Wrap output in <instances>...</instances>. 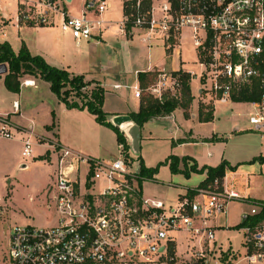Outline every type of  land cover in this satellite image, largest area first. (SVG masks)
<instances>
[{
  "label": "built area",
  "instance_id": "1",
  "mask_svg": "<svg viewBox=\"0 0 264 264\" xmlns=\"http://www.w3.org/2000/svg\"><path fill=\"white\" fill-rule=\"evenodd\" d=\"M1 0L0 33L7 26L60 28L79 45L104 41L115 28L133 38L142 34L148 46L165 44L168 52L181 47L183 33L192 39L200 72L160 70L147 87L127 85L135 96L144 93L163 100L166 94H181L180 72L202 84L198 93L218 100H235L244 91L256 99L251 118L257 130L264 129V0H119L121 17L110 20L105 14L114 0ZM160 41V42H158ZM25 85L33 86L27 80ZM120 84L115 85L116 88ZM19 109V102H14ZM121 128V127H120ZM15 125L0 114V137L13 139ZM119 142V155L104 160L83 154L54 141V178L49 190L55 207L53 224H15L9 231L7 264H178L176 233H187L193 256H205L216 242L215 220L226 216L231 201L245 198L231 178H215L180 197L176 205L145 196L140 161L134 164L130 135ZM22 157H33L35 141L22 139ZM40 142V141H39ZM135 154V152H134ZM189 192V191H188ZM252 202L242 220L260 212ZM246 253L227 264H264V221L245 226ZM191 244V245H190ZM234 257V256H233ZM232 259V258H231Z\"/></svg>",
  "mask_w": 264,
  "mask_h": 264
},
{
  "label": "rangeland",
  "instance_id": "2",
  "mask_svg": "<svg viewBox=\"0 0 264 264\" xmlns=\"http://www.w3.org/2000/svg\"><path fill=\"white\" fill-rule=\"evenodd\" d=\"M70 10L73 13L79 12L80 0H75ZM121 12L119 0H114L112 9L105 14V17L117 21L121 17ZM5 33L6 37L0 33V43L7 40L17 53L23 41L27 44L42 45L46 38L49 40L58 34L57 28L37 30V28L27 27L21 29L19 34L13 26H7ZM142 37V34H136L133 38H127L118 34L114 28L104 34V41L98 43L90 40L88 49L97 64L100 61L111 62L126 72L127 79L134 84L136 78L130 70L134 72L135 69L147 68L149 62L153 66H168L166 59H170L165 57V44L159 43L149 47ZM70 42L72 44L73 41ZM74 43L75 41L71 46L72 49L76 47ZM180 43L181 56L185 61L184 66L200 72L201 68L194 62L196 53L188 31L183 33ZM173 57L174 61L169 65L178 66L177 62L180 57L177 54ZM20 80L21 90L22 86H27L25 85L27 80L34 81L33 87H37V84L44 79L39 74L24 72ZM123 81L120 80L121 84H125L122 83ZM201 82L197 77L192 82L196 93L202 86ZM95 87L96 85H88L82 90L90 93ZM107 90L104 105L106 109L112 110L121 103L136 107L139 103L130 89L113 90L107 87ZM210 96L204 93L200 98L195 97L194 108L191 106L189 116L178 108L173 119L150 120L145 123L141 130L140 152L134 154L133 149L130 151L131 156L134 157V164L137 165V160H143L147 167H157L172 153L195 156L200 161H215L223 157L232 164L238 165L239 181L236 188L241 194L264 200V160L261 158V156L264 158V129L259 131L254 126L251 118L252 106L246 100L226 99L215 103ZM14 98L21 100V113L14 110ZM75 99L77 100V97ZM202 103L215 106L212 121H200L198 112ZM0 110L11 113L13 121L24 127L22 128L24 131H21L15 126L13 139L0 138V264H7L9 231L13 225L34 224L46 227L55 222L56 210L49 199L51 197L49 190L54 178V156L52 150L41 155L45 146L40 142H45L46 136H41L39 142V134L45 132V124L55 122L59 134L56 138L62 144L83 154L104 160H111L119 155V142L112 128L100 124L89 113L70 110L64 108L61 102L56 103L48 84H43L37 93L26 92L23 97H19L17 92L7 88L5 76L0 75ZM193 114L196 116L193 117ZM8 117L11 119L10 116ZM30 124L33 125L32 129L29 128ZM119 129L121 130L120 127ZM190 131L196 138L211 139L214 136V139L184 145L178 144L189 138V135H186L184 139H179L185 135V132ZM22 133L25 137L31 135L35 141L34 157L21 159ZM178 157L182 159L190 156ZM254 158L258 160L252 163ZM188 162L189 165L192 164ZM22 164L26 166L22 167ZM183 166L180 160V167L183 168ZM235 171L227 170L225 174L231 177V183L234 180ZM199 174L201 173L193 172L191 177L187 178L183 173H172L167 164H161L156 180L143 179L142 192L145 196H156L167 205L174 206L185 191L181 184L197 183L200 178ZM187 195L191 194L187 192ZM258 201L260 200L246 201V198H243L230 202L225 216L227 222L224 216H219L224 226L216 229L217 242L213 249L206 250L204 257L193 256L195 249L192 250L187 246V233L177 232L178 264H227L236 258L235 252L238 257H243L246 253L245 232L242 228L235 226L242 221V215L249 212L252 202ZM240 264H246V262L243 261Z\"/></svg>",
  "mask_w": 264,
  "mask_h": 264
},
{
  "label": "trees",
  "instance_id": "3",
  "mask_svg": "<svg viewBox=\"0 0 264 264\" xmlns=\"http://www.w3.org/2000/svg\"><path fill=\"white\" fill-rule=\"evenodd\" d=\"M0 64L7 65L8 70L5 74V84L9 90L17 93L20 92V79L24 72L39 74L50 84L51 91L67 108L89 111L95 116L96 121L115 131L118 142H126L124 133L108 119V113L103 109L106 90L101 85L97 84L90 93L83 92L82 89L92 83L86 81L84 75L72 74L67 69L50 65L43 56L32 54L24 41L18 53L14 51L8 41L0 43ZM157 74L156 72L140 73L142 87H147L148 83L155 82ZM180 76L182 80V89L178 97L166 94L163 100H159L148 93H144L138 111L130 113L133 122L142 127L151 119L171 115L177 108H182L184 114L189 116L190 108L194 100L190 85L191 79L190 75L186 72H180ZM75 97H77V100ZM256 98L257 97L249 94L248 91H244L242 95L236 97L235 100H251ZM214 110V105L202 103L198 112L200 121H212L214 119ZM55 126V122H53V124L47 128L51 130ZM213 139L214 136L210 140ZM261 158L264 160L262 156ZM180 160L183 162V168L180 167ZM257 160L258 158H254L251 162L253 163ZM188 161L192 162V164L189 165ZM140 162V174L145 179H153L158 173L161 164L169 165L172 173H183L187 178H189L193 172L205 173L206 177L199 186L212 182L215 178H223L227 170H237L238 168V165L233 166L226 160L222 161L217 166L204 165L199 167L195 159L190 157H183L180 159L174 154L169 155L168 158L157 167H147L143 160H140ZM194 189L189 191L191 196L195 193ZM258 203L261 204L260 212L242 220V222L235 227L239 229L245 226L254 227L264 221V200H260Z\"/></svg>",
  "mask_w": 264,
  "mask_h": 264
},
{
  "label": "crops",
  "instance_id": "4",
  "mask_svg": "<svg viewBox=\"0 0 264 264\" xmlns=\"http://www.w3.org/2000/svg\"><path fill=\"white\" fill-rule=\"evenodd\" d=\"M14 28L16 29V32L20 34L21 29H23L25 27H22V28H19V29L16 28V27H14ZM27 28H32V29H36L37 28V30H40V29H42V30L56 29V28H49V27H27ZM57 32H58V34L55 35L52 39L48 40L46 38L42 42V45L41 44H36V43H28V44L26 42L25 43L27 44V46H28V48H29V50L31 51L32 54L43 56L45 58V60L50 65H53V66H56V67H59V68L67 69L72 74L84 75L86 81L92 82L91 85H97V84L101 85L106 90L105 99H106V94L108 93L107 87H110L113 90H120V89H125V88L132 90L131 88L126 87V86L127 85H135V84H138V83L142 86V82H141V79H140V73H145V72L146 73H152V72L158 73L160 70H166L168 72H174V71H178V70H181V69H183L185 71L186 70L187 71L188 70H193V69H188L186 66H184L185 61L182 59V56H181V52H180V48L181 47L176 48L172 52H168L167 49H166L165 57L166 58H170L169 60L166 59V64H168V66H163V67L153 66L149 62V65L147 66V68L135 69L134 72H131V70H130V73L134 74L135 78H136V82L134 84H131L129 82V79H127L126 72H124L121 68H118L117 66L113 65L111 62L100 61L99 64L96 63V60L93 59L92 54H91V52L88 49V45H89L88 43L90 41L82 42L79 45L75 42L74 44H75L76 47L74 49H72L71 46L73 45V42L75 41L74 38L70 34L62 32L61 29L58 28V27H57ZM3 35H5V37H6V33L3 34ZM66 35H68V36H66ZM71 40L73 41L72 44L70 42ZM174 54H177L180 57V60H178V62H177L178 66H175V67L169 65V64H171L174 61L173 60ZM5 74L6 73L0 74V75H4L5 76ZM107 75L109 76L108 80H107ZM114 79H116V80H114ZM120 80H124L122 83H125V84H121ZM193 80L194 79H192L191 82H190L192 95L194 96V98L195 97L196 98H200L198 96V93H200V88L197 90L198 93H196L195 89L192 86ZM43 84H48L49 87H50V84L47 81H45V80L39 82L37 84V87L22 86L20 92H18L19 97L20 96L23 97L26 92L37 93L39 91L40 87ZM117 84H120L121 86L116 88L115 85H117ZM150 84H151V82L148 83V85H150ZM110 92H113V91H110ZM53 95L55 97V102L56 103L57 102H61L54 93H53ZM133 95L139 101V103L137 104L136 107L135 106L131 107L129 105L121 103L117 107H115L114 109L111 110V109H106L105 106H103V109L109 115L108 119L112 120V118L115 115H118V114H130L133 111H138L142 98L136 97L134 91H133ZM194 100H196V99H194ZM194 100H193V102H194ZM15 101L19 102V109L17 110L14 107V110L16 112H18V113H21V110H22L21 100L19 98H14L13 99V106H14V102ZM61 103H62V106L65 108L66 105L63 102H61ZM104 105H105V102H104ZM191 106L193 107V103H192ZM73 109L74 110L83 111V112H87L95 119V116L93 114H91L87 110H80V109H76V108H73ZM73 109H70V110H73ZM177 109H175L171 113V115H169V116L161 117V118H157V119H151V121L173 119L174 118V113H175V111ZM183 112H184V110H183ZM190 113H191V111H190ZM0 114H4V115L10 116L12 122L14 123V125L17 128H19V130L24 131V130H22V128H24V127L20 126L19 124L15 123V121H13L11 113L4 112V111L0 110ZM194 116H196V114H193V117ZM50 124L51 123H46L45 124V129H44L45 132L39 134V141L41 140L40 139L41 136H46L45 142H40L41 145L45 146V149L43 150L41 155L46 154V152L48 150L49 151L51 150V147H50V143L51 142H54V141L60 142L56 138V136L57 137L59 136L57 128L55 127V128H53L51 130H49L47 128L48 126H51L53 123L51 125ZM29 128L32 129L33 125L30 124ZM142 128H143V126L141 127V130H142ZM236 129L239 130L238 128H236ZM186 135H189V138L187 140L182 141V142H178V144L184 145V144H188V143H191V142H193V143L197 142L198 143L199 141L200 142H203V141L205 142L206 140H210V138H196V137L192 136L191 131L190 132H185V135L183 137L179 138V139H184L186 137ZM24 137H25V135H24V133H22V138L20 139V142L22 143V149H23L22 139ZM0 138L6 139V138H3V137H0ZM141 140H142V131H141ZM34 155H35V148H34ZM34 155H33V157H34ZM175 155L180 156V157L190 156L191 158H193V159H195L197 161V164H198L199 167H202L204 165L217 166L224 160L228 161L227 159H225L223 157H220L219 159H217L215 161H211V160L210 161H206V160L200 161L197 157L191 156V155H181V154H175ZM53 156H54V154H53ZM20 157H21V159L23 158L22 157V150H21ZM228 162L231 165L235 166V164H232L230 161H228ZM199 175H200V178H199L197 183H195V184L190 183V184H184V185L181 184V186L185 188V191L180 195V197L182 195H184L185 193H187L189 190H192V189L198 187L201 184V182L205 179L206 174L203 173V174H199ZM156 179H157V174L155 175V177L152 180H156ZM238 181H239V174H238V168H237V170L235 171V176H234V180H233V184H234L235 188H236V184L238 183ZM149 197L157 198L156 196H149ZM244 197L246 198V201L262 200V199H256V198H253V197H250V196H248V197L244 196ZM224 218H225V222H227V217H224ZM221 221L222 220H219V219L215 220L216 229L219 228V227L224 226ZM216 242H217V240H216ZM236 254L237 253L235 252V255Z\"/></svg>",
  "mask_w": 264,
  "mask_h": 264
},
{
  "label": "water",
  "instance_id": "5",
  "mask_svg": "<svg viewBox=\"0 0 264 264\" xmlns=\"http://www.w3.org/2000/svg\"><path fill=\"white\" fill-rule=\"evenodd\" d=\"M8 70L6 64H0V74L6 73ZM201 92V90H200ZM112 123L121 127L124 123H130L127 133L130 135L131 147L135 153H139L141 150V127L133 122L130 114H118L112 118ZM26 165L23 164L22 167Z\"/></svg>",
  "mask_w": 264,
  "mask_h": 264
},
{
  "label": "bare ground",
  "instance_id": "6",
  "mask_svg": "<svg viewBox=\"0 0 264 264\" xmlns=\"http://www.w3.org/2000/svg\"><path fill=\"white\" fill-rule=\"evenodd\" d=\"M131 126V124L130 123H124L122 126H121V128L123 129V130H128V128Z\"/></svg>",
  "mask_w": 264,
  "mask_h": 264
}]
</instances>
